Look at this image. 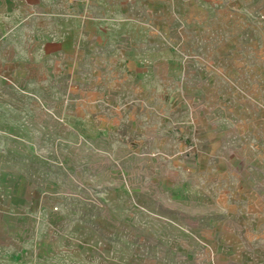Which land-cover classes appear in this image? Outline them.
I'll return each mask as SVG.
<instances>
[{"label": "rangeland", "instance_id": "obj_1", "mask_svg": "<svg viewBox=\"0 0 264 264\" xmlns=\"http://www.w3.org/2000/svg\"><path fill=\"white\" fill-rule=\"evenodd\" d=\"M0 264H264V0H0Z\"/></svg>", "mask_w": 264, "mask_h": 264}, {"label": "crops", "instance_id": "obj_2", "mask_svg": "<svg viewBox=\"0 0 264 264\" xmlns=\"http://www.w3.org/2000/svg\"><path fill=\"white\" fill-rule=\"evenodd\" d=\"M7 44L6 41V31L5 29L0 30V47H5Z\"/></svg>", "mask_w": 264, "mask_h": 264}]
</instances>
